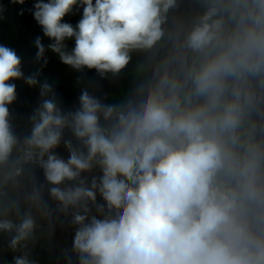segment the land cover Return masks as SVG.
Listing matches in <instances>:
<instances>
[{"label": "clouds", "instance_id": "clouds-1", "mask_svg": "<svg viewBox=\"0 0 264 264\" xmlns=\"http://www.w3.org/2000/svg\"><path fill=\"white\" fill-rule=\"evenodd\" d=\"M179 3L36 0L33 17L62 63L103 77L119 74L133 48L149 59L114 104L87 90L74 112L44 99L22 140L10 123L9 81L34 86L37 75L24 77L16 51L0 45V232L14 233L13 250L33 238V211L51 215L35 182L22 215L19 201L3 200L35 164L57 210H71L78 264H264V0H199L190 24L173 18L166 29ZM73 6H83L75 27L62 22ZM34 43L40 60L45 47ZM51 93L40 84L42 97ZM65 129L81 145L64 141L66 161L52 151ZM94 167L99 177L81 176ZM97 191L108 207L91 211ZM14 264L34 262L24 253Z\"/></svg>", "mask_w": 264, "mask_h": 264}, {"label": "trees", "instance_id": "trees-1", "mask_svg": "<svg viewBox=\"0 0 264 264\" xmlns=\"http://www.w3.org/2000/svg\"><path fill=\"white\" fill-rule=\"evenodd\" d=\"M36 0H24L23 4L14 0H0V45L14 49L21 59V71L24 77L36 74L38 84L30 86L24 78L13 79L9 82L15 84L16 100L9 107L10 123L14 134L23 139L30 134L32 122L30 117L44 99L54 98L62 112H74L79 108V96L83 90L101 100L105 104H114L120 95V89L132 77L135 69L149 59V53L133 48L130 52V60L127 66L115 76L107 73L101 77L96 69L83 67L76 70L61 62L59 55L53 52L48 45L52 40L43 34L40 26L33 17V5ZM202 11L199 0H180L179 7L168 13L169 19L165 22L166 29L171 27L173 18L186 21L187 25ZM83 6H73V10L67 13L62 22H68L76 26L82 18ZM182 13V16L178 13ZM185 12L187 13L185 15ZM40 37L45 47L44 57L36 59L37 48L35 39ZM65 50L71 51L75 46L73 38L64 41ZM45 60L47 61L45 63ZM47 82L52 87L49 96L40 95V84ZM101 123H104L101 121ZM70 140L73 146H81L69 129L62 134L60 144L52 151L65 161L69 158V151L64 141ZM99 167H94L90 172L81 173L88 181L93 176L99 177ZM42 185V198L51 210V215L41 217L35 211L36 228L33 238L24 242V247L18 246L13 250L9 241L14 233L0 232V264H14V257L27 253L28 259L34 264H78L77 255L70 254L76 225L71 223V210L64 213L57 210V201L48 193L51 185L45 180L43 169L38 165L26 166L25 176L16 189L9 190L3 200H17L20 205V214L28 210V204L24 200L26 192L31 190L32 183ZM74 182L65 181V184ZM63 187V185H61ZM91 211L104 210L108 207L104 203V197L99 191L96 200L89 202ZM8 218L14 222L19 221V216L14 212L9 213Z\"/></svg>", "mask_w": 264, "mask_h": 264}, {"label": "rangeland", "instance_id": "rangeland-1", "mask_svg": "<svg viewBox=\"0 0 264 264\" xmlns=\"http://www.w3.org/2000/svg\"><path fill=\"white\" fill-rule=\"evenodd\" d=\"M187 13L185 12V15H186ZM178 15H180V16H182V13L180 12V13H178ZM185 22V24L187 25V23H186V21H184ZM70 254H74V252H73V250H69L68 251Z\"/></svg>", "mask_w": 264, "mask_h": 264}]
</instances>
